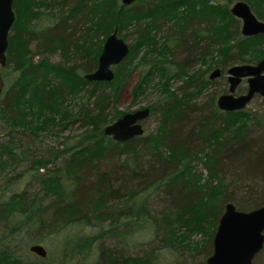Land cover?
I'll use <instances>...</instances> for the list:
<instances>
[{"label": "trees", "instance_id": "obj_1", "mask_svg": "<svg viewBox=\"0 0 264 264\" xmlns=\"http://www.w3.org/2000/svg\"><path fill=\"white\" fill-rule=\"evenodd\" d=\"M151 2L14 1L16 21L0 75V119L10 127L7 135L77 124L81 130L69 136L65 143L73 140L70 144L32 152L29 158L20 154L23 143L8 147L0 142V264H49L57 243L63 254H89L94 264H159L164 248L177 254V264H207L225 204L233 202L240 210L264 204V114H251V125H240L246 108L222 111L216 94L204 92L210 81L198 82L185 68L223 42L240 50L262 41L264 34L242 35L231 16L223 41L216 14L229 7L220 0ZM163 20L172 23L174 35L158 37ZM116 26L119 35L133 28L128 57L115 67L113 81H88L85 75L97 68L105 40ZM128 33H123L126 40ZM179 44L187 61L170 71V66L181 64L174 52ZM159 48L168 56L159 58ZM53 52H60L64 61L54 63L48 55L35 58ZM238 57L234 51L227 56L231 65ZM138 65L148 67L133 88L135 96L150 77L164 79V96L149 106V117L158 116V126L118 142L104 127L124 114L115 105L124 80ZM183 77L179 88L167 87ZM77 98L81 103L75 110ZM25 173L38 185L33 195L27 188L11 190ZM227 178L229 183L224 182ZM32 181L28 185H34ZM143 194L158 199L139 200ZM141 230L153 231L148 249L129 253V238ZM198 234L203 237L195 240ZM27 237L48 247L46 258L20 254ZM259 254L264 256V248ZM256 258V264H264L263 258Z\"/></svg>", "mask_w": 264, "mask_h": 264}, {"label": "rangeland", "instance_id": "obj_2", "mask_svg": "<svg viewBox=\"0 0 264 264\" xmlns=\"http://www.w3.org/2000/svg\"><path fill=\"white\" fill-rule=\"evenodd\" d=\"M152 1L153 0H149ZM238 0H220V2H222V6L223 7H229V11H224V10H220L217 12V27L219 28H223L224 32H223V36L224 39H222L223 41L226 40V36H227V28L228 25L230 24V19L231 16H233L230 12V7L231 5H233L234 2H236ZM246 1L252 8L253 12L256 14V16L264 21V0H243ZM151 2V3H152ZM236 23V22H235ZM159 25L161 26V32L159 34L158 37L161 38H165V36H169V33H173L174 32V28H172V23L171 22H161L159 21ZM239 26L240 30H241V23L239 21H237V23L235 24V26ZM231 27L233 28L234 26L231 25ZM131 30H124V32L120 33L121 37H125V35L123 33H128V38L127 41L132 43L133 39L135 37L134 34H132V29ZM11 33V32H10ZM207 33V32H206ZM174 35V33H173ZM102 38V37H101ZM262 40V39H261ZM230 46L229 43H225L223 42L220 46H218L215 50H213L209 55H207L206 57H204L202 60H190L189 62V68L185 67L186 70V75L190 76V75H195L196 78H198L199 80H197L198 82L201 81L202 79H208L210 82L208 84V87L204 90L205 94H216V102H217V98L219 95H221L222 93H224V90L228 89V85H225V78L227 77L228 73H227V69L231 66H233V64L231 65V60L227 58L228 54L231 52H236V56L239 58L237 59V63L236 64H255L258 61L264 59V37L262 41H256L254 44H251V46H244L243 49L240 48V50H238L236 48V50H233L231 48H228ZM182 46H180V44L178 45V47L176 46V50L175 52V60L177 62H180L181 64H176L173 65L172 67H169L170 71H175L177 68H179L178 66L182 65V63H186L187 61V57H186V52L182 51ZM32 48L35 50H38L37 44H33ZM162 48H159L156 52L159 55V58H163L162 55H167V52H165L164 54H160ZM48 55L50 58V61L52 62H63V56L60 52H53V53H45V54H40L39 53L36 55V60H39L40 58H42L43 56ZM168 56V55H167ZM171 56V55H169ZM173 60L174 58L171 57ZM228 59V60H227ZM234 60V59H233ZM136 63H137V58H136ZM188 64V63H187ZM148 66H143V65H138L136 67V69L132 72V74L129 75V77H127L126 80H124L123 82V87L121 89V94H120V98H119V102L115 105V109L116 110H120L123 113L126 112H133L135 110L138 109H142L145 107H149L150 105L154 104V103H158L160 102L162 96H164V87L162 85L163 82V78H159L158 76H155L154 78L150 77L151 79L148 81V84L144 87V90L141 94H139L138 96H135L134 93V86L135 84L141 79V71L144 70L145 68H147ZM184 67V66H183ZM3 68L0 65V74H3ZM216 68H223L224 69V77L218 78L216 80H210L209 76L210 74L216 69ZM10 70V69H9ZM7 72V74H9L10 72ZM13 74V73H12ZM12 74H9V76H11ZM186 76V77H187ZM185 81V77L180 78V79H176V80H172L171 82L168 83L167 87L171 88V90L173 89H177L179 88V86H181L183 84V82ZM1 79H0V90L2 88V84H1ZM6 86L9 87V81L6 84ZM244 84L241 85L240 89L244 88ZM239 89V90H240ZM202 101L204 102L205 100H207V96L201 98ZM75 104L73 105V109H78V105L81 103V100L79 98L75 99ZM263 101L261 99H254L252 102H250V104L248 105V107L246 108L245 114L243 113L242 117L243 120L239 122L240 125H244L245 122H247L251 125V120H249V116H251V114H254L256 112L258 113H263L264 114V103H262ZM248 116V117H247ZM144 126H145V133H151L154 132L158 126V116H151L149 118H147L146 120H144L143 122ZM9 125L5 124L1 119H0V142H4L6 143V145L9 147H12L14 145H18L19 142L23 143V147L21 150V156H23V158L25 156H27L28 158L31 156L32 152H36V153H40L43 152L45 150H49L53 147H64L66 144H70L71 142H73V140L70 141V143H65L69 136H71L72 134H77L80 132V128L77 125L74 126H70L68 129H64V130H59L56 129L54 127H52V129L43 131L39 134L33 133L31 131H29L28 129L26 131H23L21 133V131L19 133L14 132V137L8 136L7 132L9 130ZM19 130H22V128H18ZM27 134H26V133ZM9 141H13L14 143H11ZM17 147V146H16ZM5 159L10 160L8 158V156H5ZM26 162L23 164L22 167H26L25 166ZM204 170V174L206 175V170ZM23 174V173H22ZM27 174V175H26ZM33 180V179H32ZM31 180V175L30 173H25V176L19 178V180H17V185H13L12 187V192H20L23 189H28V191H30L31 195L34 194L33 190L34 188H37V184L36 182L33 180ZM32 181V184L34 185H28L29 182ZM229 179L227 178V182L224 181L225 183H229ZM34 182V183H33ZM4 182L0 181V194L3 193L4 190ZM28 185V186H27ZM8 194H5L3 197L6 198L8 197ZM154 195V194H153ZM151 194H143L139 196V200H143L146 199V197H149L150 199H152L153 201H151L152 203L156 202V200L158 199L157 196H153ZM154 198H156V200H154ZM164 209V208H163ZM195 236V235H194ZM203 236L201 234H198L194 237L195 240H198L200 238H202ZM153 238V231L152 230H141V231H137L135 234H133L128 241V246L126 248V250L129 253H134V254H140L143 253L144 250L148 249V242H150ZM31 242V238L27 237L24 241V243H27L26 246H20V254L23 255H28L29 258H36V257H40L34 253H32L30 251V246L33 244ZM59 242V240L57 239L56 243ZM29 243V244H28ZM35 244V243H34ZM59 243H57V247L56 250L54 248V252L52 251V255L50 257L51 261L49 264H94L93 263V256L89 255L86 257L85 254H80V255H76L73 254V252H69V250L66 251V253H62L60 245H58ZM24 245V244H22ZM45 246V245H44ZM46 249L48 250V247L45 246ZM125 248V246L123 247ZM49 251V250H48ZM126 251V252H127ZM261 252V251H260ZM259 252V253H260ZM257 254L256 257H260L261 262L264 261V256ZM255 257L254 259V264H256L257 262V258ZM177 260H178V256L175 252L169 250L168 248H164L163 251L160 252V260H159V264H177Z\"/></svg>", "mask_w": 264, "mask_h": 264}, {"label": "water", "instance_id": "obj_3", "mask_svg": "<svg viewBox=\"0 0 264 264\" xmlns=\"http://www.w3.org/2000/svg\"><path fill=\"white\" fill-rule=\"evenodd\" d=\"M15 0H0V65L7 64L9 36L16 21ZM138 0H121L127 6ZM231 13L242 20V34L257 36L264 34V21L253 12L251 6L243 0L236 1ZM130 53L129 42L119 35L118 26L108 35L98 59L97 68L85 75L88 81H107L115 79V67L121 64ZM216 68L210 75L214 80L221 75ZM229 92L217 99L218 107L223 111H239L248 107L256 94L264 96V59L256 64H235L228 69ZM247 79L248 91L236 96V87ZM151 113L149 107L126 112L104 127V133L115 141L125 142L145 133L143 124ZM264 248V204L251 209L240 210L233 202H227L213 237V253L207 258V264H254L256 255ZM30 251L46 258L48 251L43 244H32Z\"/></svg>", "mask_w": 264, "mask_h": 264}, {"label": "flooded vegetation", "instance_id": "obj_4", "mask_svg": "<svg viewBox=\"0 0 264 264\" xmlns=\"http://www.w3.org/2000/svg\"><path fill=\"white\" fill-rule=\"evenodd\" d=\"M235 3V2H234ZM233 3V4H234ZM233 5H231V7H232ZM231 7H230V12H231ZM232 14V13H231ZM233 15V14H232ZM234 16V15H233ZM235 17V19L237 20V21H239L240 23H241V30H242V20L240 19V18H238V17H236V16H234ZM241 33H242V31H241ZM243 35V34H242ZM261 35V34H260ZM256 64V63H255ZM7 65V64H6ZM4 67H6V66H4ZM230 68V67H229ZM228 68V69H229ZM221 69V75L220 76H218L217 78H215L214 80H216V79H218V78H221V77H224V69L223 68H220ZM228 69H227V73H228ZM1 75V74H0ZM211 75V74H210ZM228 76L229 75H227V77L225 78V82H226V85H228V89L227 90H224V93H228L229 92V87H230V83H229V81H228ZM209 79H210V76H209ZM210 80H212V79H210ZM213 81V80H212ZM245 85L244 86V88H242V89H240V87H241V85ZM240 89V90H239ZM247 91H248V83H247V79H243L240 83H239V85L236 87V90H235V92H234V94L236 95V96H239V95H241V94H245V93H247ZM223 94V93H222ZM220 96V95H219ZM218 96V97H219ZM264 99V96H262V95H259V94H256L254 97H253V99H252V101L254 100V99ZM218 99V98H217ZM251 101V102H252ZM223 111V110H222Z\"/></svg>", "mask_w": 264, "mask_h": 264}]
</instances>
